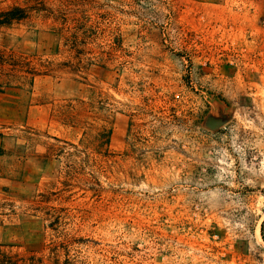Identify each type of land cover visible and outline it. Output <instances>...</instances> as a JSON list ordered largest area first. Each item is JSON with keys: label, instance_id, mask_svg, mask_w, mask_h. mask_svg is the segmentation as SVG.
<instances>
[{"label": "rangeland", "instance_id": "rangeland-1", "mask_svg": "<svg viewBox=\"0 0 264 264\" xmlns=\"http://www.w3.org/2000/svg\"><path fill=\"white\" fill-rule=\"evenodd\" d=\"M12 7L0 264H264V0Z\"/></svg>", "mask_w": 264, "mask_h": 264}, {"label": "trees", "instance_id": "trees-1", "mask_svg": "<svg viewBox=\"0 0 264 264\" xmlns=\"http://www.w3.org/2000/svg\"><path fill=\"white\" fill-rule=\"evenodd\" d=\"M25 12L26 11L22 8L12 7L8 11L0 13V26L10 25L12 22L20 21L24 19L26 15ZM8 56H11V55H8ZM29 67H30L29 61L24 60V61L14 62L9 57H7V55L0 53V76L2 75L3 72H7L8 76H12V74L17 72L15 69L24 68V70L25 69L29 70V72H27V70L25 71L26 74L32 75V77H35L33 69L31 68L29 69ZM101 136L104 137V139L100 143L108 146L110 137H111V131L108 130L104 135L99 134L97 138L99 139L101 138Z\"/></svg>", "mask_w": 264, "mask_h": 264}]
</instances>
